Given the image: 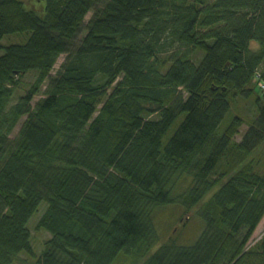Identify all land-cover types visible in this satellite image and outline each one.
Wrapping results in <instances>:
<instances>
[{
	"label": "trees",
	"instance_id": "16d2710c",
	"mask_svg": "<svg viewBox=\"0 0 264 264\" xmlns=\"http://www.w3.org/2000/svg\"><path fill=\"white\" fill-rule=\"evenodd\" d=\"M43 2L0 0V264H264V235L249 244L264 172L240 166L264 143V0ZM16 34L29 37L1 45ZM252 97L241 141L239 117L218 134ZM214 189L196 240L161 243L159 210L186 216ZM42 205L35 229L50 238L36 257L28 224Z\"/></svg>",
	"mask_w": 264,
	"mask_h": 264
},
{
	"label": "rangeland",
	"instance_id": "374dc122",
	"mask_svg": "<svg viewBox=\"0 0 264 264\" xmlns=\"http://www.w3.org/2000/svg\"><path fill=\"white\" fill-rule=\"evenodd\" d=\"M26 3L27 6L33 8V10H39L43 7L44 2L43 0H22ZM29 9V7H27ZM92 12L89 13L84 23L86 24L90 18L92 17ZM84 33H80L78 36V40L83 38ZM29 37V34H16V35H10L3 38L1 45L2 46H8V45H14L19 44L22 45L26 42L27 38ZM251 47L253 49H257V44L252 43ZM3 54V51H0V56ZM65 56H61L53 71L51 72V76H54L57 71L59 70V67L61 66L62 62L64 61ZM34 81V74H30L26 76L22 82L18 90L14 94L13 102L17 100V98L21 95H24L26 91L27 85L31 84ZM253 87V86H252ZM45 87L43 88V90ZM39 97L34 98L32 102V106L35 105V103L39 100ZM254 98L250 99H237L235 103L230 104V109L227 115L225 116L224 120L219 126L218 134H221L227 126L231 123V121L235 117H239L243 120L242 126L238 129L237 134L234 136L233 141L236 143H239L242 139V137L245 135V133L248 131L249 127L252 126L256 116H257V110L255 107ZM183 117H180L178 120L175 121V123L172 125V127L169 129L168 133L163 139V144H165L168 139L172 136V134L175 132V130L178 128L181 120ZM25 121V118H22L21 121L18 123L16 128L14 129L10 139L15 140L18 136L19 130L21 129L23 123ZM222 162L216 170L217 175L224 169V166L226 165V159H223ZM229 161V160H228ZM252 162L254 165V171L261 175L264 172V143L258 147L247 159L245 162L241 163L240 166L246 165V163ZM239 166V167H240ZM238 167V168H239ZM234 173L230 174V177ZM218 176H213L211 180L217 178ZM226 178L223 180L224 182L227 181ZM217 189H214L202 202L199 204L194 210H192L189 214L186 216H183V210L177 207H166L161 210H159L158 215L156 217V226L158 228V231L161 236V243H164L165 241L169 239H177L178 244L183 246H188L192 244L196 238L199 236V234L202 231L203 225L202 222L199 220V218L196 216V213L200 210L202 205L208 201V199L216 192ZM44 205H42L39 208V212L35 214L31 220L29 221L28 228L32 237V246L35 253V256L38 257L41 250L43 243L50 238V235L44 231H38L35 229L36 223L40 217V215L43 212ZM264 235V217L260 221L259 225L257 226L254 234L252 235L249 244H254L258 240L261 239V237ZM21 259H25L24 256H21ZM29 264H32V261H28Z\"/></svg>",
	"mask_w": 264,
	"mask_h": 264
},
{
	"label": "built area",
	"instance_id": "2783aa9c",
	"mask_svg": "<svg viewBox=\"0 0 264 264\" xmlns=\"http://www.w3.org/2000/svg\"><path fill=\"white\" fill-rule=\"evenodd\" d=\"M258 86L260 89L264 90V86L261 83Z\"/></svg>",
	"mask_w": 264,
	"mask_h": 264
}]
</instances>
